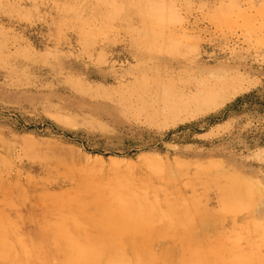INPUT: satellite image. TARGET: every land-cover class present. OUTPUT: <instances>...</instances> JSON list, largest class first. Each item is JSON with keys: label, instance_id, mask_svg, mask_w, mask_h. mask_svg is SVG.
<instances>
[{"label": "rangeland", "instance_id": "1", "mask_svg": "<svg viewBox=\"0 0 264 264\" xmlns=\"http://www.w3.org/2000/svg\"><path fill=\"white\" fill-rule=\"evenodd\" d=\"M116 1L0 0V200L165 185L216 212L240 189L264 240V0Z\"/></svg>", "mask_w": 264, "mask_h": 264}, {"label": "bare ground", "instance_id": "2", "mask_svg": "<svg viewBox=\"0 0 264 264\" xmlns=\"http://www.w3.org/2000/svg\"><path fill=\"white\" fill-rule=\"evenodd\" d=\"M149 8L152 25H162L159 6ZM205 98L214 103V95ZM125 189L99 187L91 193L79 187L69 195H40L37 204L24 192L6 195L0 200V264H264V240L238 220L239 212H245V202L240 205L243 200L238 199L240 189L233 190L230 204L224 202L216 212L213 204L200 206L177 188ZM170 239L175 242L161 244L160 252L151 249L153 240Z\"/></svg>", "mask_w": 264, "mask_h": 264}, {"label": "trees", "instance_id": "3", "mask_svg": "<svg viewBox=\"0 0 264 264\" xmlns=\"http://www.w3.org/2000/svg\"><path fill=\"white\" fill-rule=\"evenodd\" d=\"M245 100L247 101L245 103H252L253 97H251L250 99L249 98H245ZM242 103H244V102L240 100V101L237 102L236 106L241 105Z\"/></svg>", "mask_w": 264, "mask_h": 264}]
</instances>
